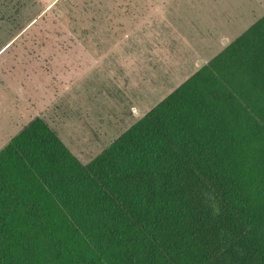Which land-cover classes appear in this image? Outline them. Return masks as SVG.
I'll use <instances>...</instances> for the list:
<instances>
[{"label":"trees","instance_id":"obj_1","mask_svg":"<svg viewBox=\"0 0 264 264\" xmlns=\"http://www.w3.org/2000/svg\"><path fill=\"white\" fill-rule=\"evenodd\" d=\"M0 264H264V15L87 164L13 136Z\"/></svg>","mask_w":264,"mask_h":264},{"label":"rangeland","instance_id":"obj_2","mask_svg":"<svg viewBox=\"0 0 264 264\" xmlns=\"http://www.w3.org/2000/svg\"><path fill=\"white\" fill-rule=\"evenodd\" d=\"M264 15V0H0V150L41 118L82 163Z\"/></svg>","mask_w":264,"mask_h":264},{"label":"crops","instance_id":"obj_3","mask_svg":"<svg viewBox=\"0 0 264 264\" xmlns=\"http://www.w3.org/2000/svg\"><path fill=\"white\" fill-rule=\"evenodd\" d=\"M3 52V48L0 49V54ZM15 136V135H14Z\"/></svg>","mask_w":264,"mask_h":264}]
</instances>
